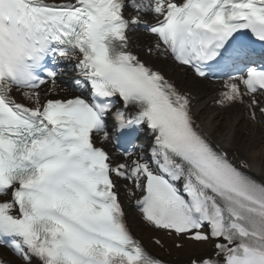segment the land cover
<instances>
[{
  "label": "snow or ice",
  "instance_id": "1",
  "mask_svg": "<svg viewBox=\"0 0 264 264\" xmlns=\"http://www.w3.org/2000/svg\"><path fill=\"white\" fill-rule=\"evenodd\" d=\"M167 65L264 124V0H0V264H169L130 212L187 264H264V165Z\"/></svg>",
  "mask_w": 264,
  "mask_h": 264
},
{
  "label": "bare ground",
  "instance_id": "2",
  "mask_svg": "<svg viewBox=\"0 0 264 264\" xmlns=\"http://www.w3.org/2000/svg\"><path fill=\"white\" fill-rule=\"evenodd\" d=\"M149 39L143 33L133 36V44L144 43ZM139 50V49H137ZM141 55H144L141 50ZM157 66H163V62L154 61ZM168 74L176 79L182 88H190L195 95L194 111L197 114L199 123L204 126L208 134L220 145L233 150L239 145H250L251 152L255 155L256 160L253 172L259 170V165H264V124H253L247 120L246 114L242 107H234L232 109L220 108L213 103L216 95V89L208 82L194 83L190 79H186L182 72L173 70L171 65L166 66ZM62 84L69 86V95L76 94L70 87L71 76L61 77ZM129 223L135 233L142 239L144 244L159 254L161 250L154 247L150 242V237L154 234L153 230L146 227L138 218L129 215ZM164 242L169 246L173 255L186 257L185 252L171 247L170 239L159 233Z\"/></svg>",
  "mask_w": 264,
  "mask_h": 264
}]
</instances>
